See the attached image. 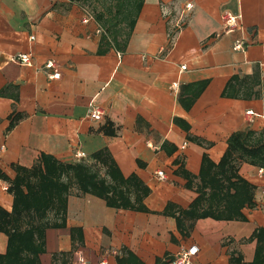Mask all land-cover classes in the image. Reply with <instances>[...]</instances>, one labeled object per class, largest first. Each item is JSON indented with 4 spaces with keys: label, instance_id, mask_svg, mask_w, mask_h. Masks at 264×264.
<instances>
[{
    "label": "crops",
    "instance_id": "1",
    "mask_svg": "<svg viewBox=\"0 0 264 264\" xmlns=\"http://www.w3.org/2000/svg\"><path fill=\"white\" fill-rule=\"evenodd\" d=\"M84 1L0 0V167L13 178L14 164L30 167L43 152L96 163L93 155L107 148L122 174L148 193L144 210L70 196L67 224L47 230L41 263L127 264L129 250L134 264H173L196 244L191 264H253L258 248L264 256L260 166L240 164L255 186V206L243 207V217L184 218L180 228L177 216L233 133L264 138V0H144L121 46ZM186 2L193 8L171 41L170 18ZM227 13L238 16L237 26L227 27ZM238 39L243 50L233 48ZM21 53H31L33 65L15 59ZM49 61L60 78L44 68ZM91 104L104 110L102 120L90 118ZM12 114L20 119L9 128ZM9 185L0 178V205L12 210ZM7 244L0 232V253ZM60 252L71 253L56 262Z\"/></svg>",
    "mask_w": 264,
    "mask_h": 264
},
{
    "label": "trees",
    "instance_id": "2",
    "mask_svg": "<svg viewBox=\"0 0 264 264\" xmlns=\"http://www.w3.org/2000/svg\"><path fill=\"white\" fill-rule=\"evenodd\" d=\"M143 1L115 0L117 20L111 22L115 44L121 46L127 42ZM98 17L102 20L103 15ZM120 23L127 24L126 31L119 26ZM123 33L125 38L120 40L119 35ZM10 118L9 128H12L20 116L12 114ZM186 128L190 129L188 125ZM105 130L110 134L115 133ZM254 133L253 130L233 133L221 161L218 164L210 163L209 168L202 170L196 186L198 196L189 209L177 216L180 228L184 218H241L244 216L243 207L255 206V186L239 173L240 164L244 161L264 166V138L253 140ZM261 134H264V130ZM93 157L96 163L65 162L43 152L30 167L14 164L13 178L0 167V178L9 181L8 190L14 197L12 210L0 205V232L8 236L7 250L0 253V264H42L40 254L46 251L47 230L66 226L68 201L72 195L92 194L118 209H145L143 199L148 189L135 176L125 177L107 148ZM192 183L193 180L189 179L188 184L193 186ZM257 235L261 237V232ZM126 251L129 258L125 262L134 264L136 256ZM70 253L60 252L54 259L57 262L60 257L64 258ZM120 262L124 264V259H120ZM253 264H264V256L259 248Z\"/></svg>",
    "mask_w": 264,
    "mask_h": 264
},
{
    "label": "built area",
    "instance_id": "3",
    "mask_svg": "<svg viewBox=\"0 0 264 264\" xmlns=\"http://www.w3.org/2000/svg\"><path fill=\"white\" fill-rule=\"evenodd\" d=\"M193 8L192 2H186L184 11L181 12L179 15L175 17L170 18V40L173 41L174 38H176L178 32L182 29L183 25L185 24L184 18H185V12L191 11ZM166 14H170L169 12L165 11ZM238 16H235L233 14L227 13L224 16L225 22L227 27L233 28L238 25ZM87 20V19H86ZM34 36H32V39ZM234 50H243L244 49V43L242 40L238 39L235 41ZM15 59L19 60L21 63L33 65V55L31 53H21L15 56ZM185 66H183L184 68ZM44 68L46 69H55L50 74L51 78L57 79L61 77V72L56 70V64L54 61H49L45 63ZM174 88L177 86V83H174ZM248 113H252V111H248ZM89 116L90 118L94 120H102L104 117V110L96 105L91 104L89 108ZM79 157H84V152L78 153ZM259 174H264V166L258 168ZM157 176L160 180H165L166 176L163 170L157 171ZM6 189L8 187H5ZM264 193V190H263ZM199 247L195 244L190 246L189 248L181 250L176 256L173 258L172 262L173 264H191L193 257L198 253ZM101 264H105L104 261L101 262Z\"/></svg>",
    "mask_w": 264,
    "mask_h": 264
},
{
    "label": "rangeland",
    "instance_id": "4",
    "mask_svg": "<svg viewBox=\"0 0 264 264\" xmlns=\"http://www.w3.org/2000/svg\"><path fill=\"white\" fill-rule=\"evenodd\" d=\"M83 3L88 10L95 14V17L98 18L99 15H103L101 24L105 32L111 37L114 33V28L111 22H115L117 20V5L115 3V0H87ZM119 26L124 27V30H126L127 28L126 23H120ZM123 37L124 36H120L121 39ZM95 168H97L98 170L100 169L102 173L104 172V170L101 169L99 166H96Z\"/></svg>",
    "mask_w": 264,
    "mask_h": 264
}]
</instances>
